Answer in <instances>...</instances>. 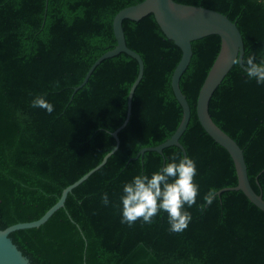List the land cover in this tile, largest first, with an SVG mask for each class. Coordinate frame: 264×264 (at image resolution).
Listing matches in <instances>:
<instances>
[{"label":"trees","instance_id":"1","mask_svg":"<svg viewBox=\"0 0 264 264\" xmlns=\"http://www.w3.org/2000/svg\"><path fill=\"white\" fill-rule=\"evenodd\" d=\"M143 0H0V228L41 218L63 190L99 165L112 151L125 121L137 59L122 52L91 66L114 49V18ZM227 15L240 29L245 54L264 61V0H175ZM46 15V17H45ZM128 46L144 62L132 114L119 132L120 145L107 163L67 197L45 224L10 237L32 264H264V211L238 185L233 157L202 126L197 102L215 62L221 37L193 41V57L180 86L192 114L180 138L195 162L197 203L185 210L192 220L182 233L169 231L167 213L151 224H122L123 186L151 175L178 146L138 153L169 140L183 118L172 86L182 49L154 14L126 19ZM236 63L210 101L214 121L244 150L249 179L264 197V85ZM42 96L54 110L31 107ZM218 195L203 212L210 189ZM108 195L104 205L102 196Z\"/></svg>","mask_w":264,"mask_h":264},{"label":"water","instance_id":"2","mask_svg":"<svg viewBox=\"0 0 264 264\" xmlns=\"http://www.w3.org/2000/svg\"><path fill=\"white\" fill-rule=\"evenodd\" d=\"M47 9L48 0L46 11ZM150 14H154L167 37L173 40L183 51L182 58L177 65L172 78L173 90L183 107V118L178 129L169 140L154 147L143 148L138 153L137 157L146 151H157L161 155H164V149L173 145L180 147L184 153V157H188L185 147L180 142V138L189 125L192 110L186 95L181 89L180 81L193 57V41L210 35H219L221 37V49L200 90L197 102L198 117L207 133L217 143L229 151L235 162L238 175V185L235 187H226L220 190L219 193L227 190H242L256 206L264 211V197L263 194L257 193L251 184L244 150L233 137L225 132L214 121L210 113V101L214 93L230 70L237 63L236 61L238 59L241 61L239 63L240 66L245 69L243 61L245 44L240 29L227 15L213 9L182 4L175 0H143L135 5L122 9L116 14L114 18V31L118 41L117 46L97 59L89 69L81 85L75 88L76 92L84 87L88 83L97 66L107 58L125 52L137 59L140 70L129 94L127 117L124 123L112 133L117 140L116 147L104 157L99 165L90 170L76 182L67 186L63 190L59 200L41 218L34 221L16 223L5 229L0 228V264H32L30 259L25 256L13 242L10 237L11 233L17 230L37 228L45 224L59 209L66 206L68 195L76 187L87 180L94 172L103 167L107 163L109 157L119 148V132L126 127L130 120L134 93L141 82L145 71V62L142 56L135 50L131 49L127 44L123 25L126 19L138 21Z\"/></svg>","mask_w":264,"mask_h":264},{"label":"clouds","instance_id":"3","mask_svg":"<svg viewBox=\"0 0 264 264\" xmlns=\"http://www.w3.org/2000/svg\"><path fill=\"white\" fill-rule=\"evenodd\" d=\"M240 63L238 59L236 61ZM245 64L247 75L246 83L255 80L258 84L264 85V61L256 62L255 56H249ZM33 108H41L51 114L54 110L52 104L48 103L42 96H37L31 103ZM172 162L153 173L137 175L133 181L123 186L122 202V224L132 227L137 221L145 224L154 222L155 217L161 212H166L168 217L169 231L179 234L185 231L191 220V213L185 210L197 203L199 186L195 183L197 175L195 162L188 157H171ZM218 192L210 189L204 196V203L200 211L203 212L206 206H210L216 199ZM105 206L109 204L108 195L102 196Z\"/></svg>","mask_w":264,"mask_h":264}]
</instances>
